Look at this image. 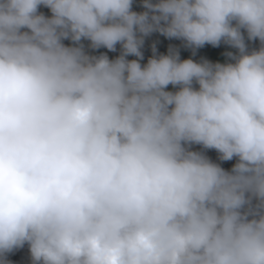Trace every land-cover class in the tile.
<instances>
[{"label": "clouds", "instance_id": "1", "mask_svg": "<svg viewBox=\"0 0 264 264\" xmlns=\"http://www.w3.org/2000/svg\"><path fill=\"white\" fill-rule=\"evenodd\" d=\"M132 5L0 0V264H264V0ZM153 32L238 54L129 61Z\"/></svg>", "mask_w": 264, "mask_h": 264}, {"label": "trees", "instance_id": "2", "mask_svg": "<svg viewBox=\"0 0 264 264\" xmlns=\"http://www.w3.org/2000/svg\"><path fill=\"white\" fill-rule=\"evenodd\" d=\"M145 0H133L132 11L137 13H143L148 11L143 7ZM158 0H152V3H156ZM38 13L43 14L46 17H51V10L43 5L39 6ZM22 31H27V29H23ZM245 42L249 51L258 50L260 48V41L257 39L255 41H249L247 39V33L244 32ZM63 43L66 46H72V42L70 40H64ZM82 43L85 45V51L89 55L99 56L105 54L109 57L110 60H114L122 54V46L120 44L116 45V51H109L106 48L101 47L98 50H93L90 48V41L83 40ZM174 48L179 50V55L181 61L192 59L194 62H200L202 60H208L212 63H225L228 62V57L226 53L232 52L233 54H238V50L230 47L225 44L223 41L219 45V47H213L210 44H206L201 48L194 49L186 46V42L181 39L176 38H168L165 35L160 34L159 32H153L150 35L144 37V44L140 49L143 54V59L140 60L138 57L134 55H129L126 58L131 60H138L142 66L146 65L148 60L155 57H159L160 55H167L169 48ZM155 49V51H154ZM198 88V85H196ZM168 91H177L178 88H174L172 85H169ZM192 151L204 152V154L211 159L214 163L220 164L222 168L226 171H230L231 168L237 162L236 158L231 161H220L219 154L214 150H206L203 149L201 145H192ZM9 264H34L29 245L26 243L23 247L14 249L11 253L7 254L6 257Z\"/></svg>", "mask_w": 264, "mask_h": 264}]
</instances>
